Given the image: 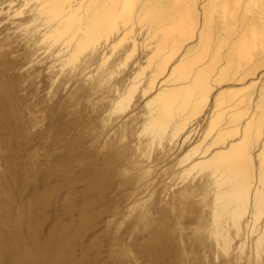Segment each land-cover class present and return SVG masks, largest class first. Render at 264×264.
<instances>
[{
  "label": "bare ground",
  "instance_id": "obj_1",
  "mask_svg": "<svg viewBox=\"0 0 264 264\" xmlns=\"http://www.w3.org/2000/svg\"><path fill=\"white\" fill-rule=\"evenodd\" d=\"M0 264H264V0H0Z\"/></svg>",
  "mask_w": 264,
  "mask_h": 264
}]
</instances>
